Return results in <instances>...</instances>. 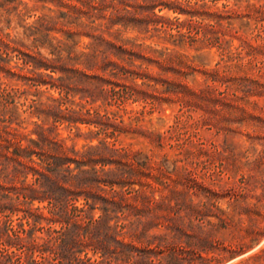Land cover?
I'll use <instances>...</instances> for the list:
<instances>
[{
  "label": "trees",
  "instance_id": "16d2710c",
  "mask_svg": "<svg viewBox=\"0 0 264 264\" xmlns=\"http://www.w3.org/2000/svg\"><path fill=\"white\" fill-rule=\"evenodd\" d=\"M15 1L2 0L0 6L10 12L17 9ZM52 1L65 9L49 8L57 13H42L26 25L24 36L30 38L29 43L10 38L0 29V70L17 80L0 78V264H218L222 258L218 250L243 247L244 241L223 244L208 237L207 231L215 225L209 216L223 227L231 219L230 211L216 204L219 189L205 184L187 165L190 156L207 149L200 144L187 146L193 142L189 136L172 142L173 124L159 132L137 122L126 123L119 114L128 99L153 106L175 94L181 104H195L205 91L217 87L208 82L194 87L166 74L171 70L185 75L187 69H194L184 52L104 38L92 16L105 9L106 0ZM114 1L109 5L115 11L102 13L106 28L120 23L147 31L150 24L157 29L158 23L163 26L168 21L154 11L158 0H135L139 17L128 8L129 0ZM212 13L194 11L185 20L176 16L170 21L178 27L177 33H170L172 42L216 40L225 48L203 21L204 14ZM81 14L87 16L85 21L79 20ZM56 26L65 30L67 38L83 28L90 30L89 49L75 57L68 49L67 58H81L96 72L62 58V45L68 44L50 36ZM183 26L186 30L181 31ZM45 43L56 56L37 49ZM10 51L16 52L22 64H7ZM138 57L158 69L135 63ZM219 69L209 67L203 72L206 78L219 79L225 89L249 86L251 79L244 67L236 72H230V67ZM50 71L61 74L54 76ZM41 84L54 87L58 95L42 100ZM21 96L24 110L40 119L32 129L34 136L12 124ZM62 123L77 129L78 123L94 125L98 141L80 147L68 144L56 131ZM121 133L146 136L160 148L176 144L179 151L174 157L163 151L155 158L131 144H121ZM199 195L204 198H194Z\"/></svg>",
  "mask_w": 264,
  "mask_h": 264
},
{
  "label": "rangeland",
  "instance_id": "374dc122",
  "mask_svg": "<svg viewBox=\"0 0 264 264\" xmlns=\"http://www.w3.org/2000/svg\"><path fill=\"white\" fill-rule=\"evenodd\" d=\"M109 1L106 0L107 5L103 6L105 8L103 11L97 10L92 16L95 19L93 25L100 27L99 31H102L104 38L115 42L129 39L140 43V48L160 50L168 47L166 50L184 52L191 59L194 69H187L185 75L171 70L166 74L171 77L178 76L183 82L194 87H201L206 82L217 87L216 90L205 91L203 96L197 98L195 104H181L180 98L175 94L153 106L149 103L143 106L142 100L128 99L124 104L125 109H121L119 114H122L126 123L137 122L147 129L159 132L165 131L173 124L175 129L172 142L176 141L177 137L182 140L189 136L193 142H188L187 146L194 148L195 144H200L207 149L198 155L190 156L187 165L196 171L205 184L219 189L216 204L230 211L231 219L228 226L223 227L216 217L209 216L215 225L212 230L207 231L208 237L217 238L223 244L235 241L246 243L232 252L218 250L222 254L218 264H264V0H158L154 11L165 16L164 20L168 21L163 26L158 23L157 29L150 24L147 31L139 30L132 24L124 28L120 23L106 28L107 19L103 16L104 12L106 15L115 11L114 7L109 5ZM15 2L17 9L10 12L6 10V6H0V29L2 33H8L10 38L22 39L25 43L30 42V38L24 36L26 25L36 21L38 15L42 13H57L49 8L65 9L52 0ZM114 3H118L117 0ZM129 3L131 5L128 8L136 15L135 17L141 16L140 9L136 7L137 1L129 0ZM165 4L179 7L183 12H178ZM194 11L219 13V15L212 13L209 16L204 14L203 21L209 24L207 28L213 30V35L219 37L225 48L216 40L198 41L194 44L186 41L172 42L173 37L170 33H177L178 27L170 21L175 20L176 16L185 20ZM86 19V15H80V21ZM210 23H213V28L210 27ZM57 27L51 29L49 34L68 44L62 45L59 53L62 58L89 73L96 72L95 69L85 66L81 58H67L68 49H72L73 52L70 54L72 57L82 50L89 49L88 45L93 40L89 34L90 30L83 28L71 38H67L65 30ZM180 30L184 31L186 27H180ZM37 49L46 56H56L46 43ZM7 57L9 65L22 64L15 51H10ZM134 62H142V65L158 69L155 63L139 57L135 58ZM215 66L220 68V72L227 67H230V72H236L238 67H244L251 79L249 86L225 89L219 79L206 78L203 69ZM50 73L54 76L61 74L60 71ZM0 78L11 82L17 81L7 77L2 70ZM135 80L140 82L141 78L137 77ZM38 89L42 100L50 95H58L57 89L47 84L39 85ZM27 95L32 96L30 93ZM18 100L16 118L12 124L34 136L32 129L35 122H39L40 119L25 111V104L19 103L24 100V96L18 97ZM109 107L115 108L113 105ZM141 109L143 111L139 112ZM78 126L79 129L69 128L62 123L57 125L56 131L68 144H75L76 147L98 141V137L93 135L96 130L94 125L78 123ZM118 139L121 144H131L133 148H140L146 153L153 154L155 158H160L163 151H166L169 157L176 156L179 151L176 144L172 147L165 144L160 148L151 143L148 137L140 134L121 133ZM94 212L98 214L99 210L96 209Z\"/></svg>",
  "mask_w": 264,
  "mask_h": 264
}]
</instances>
